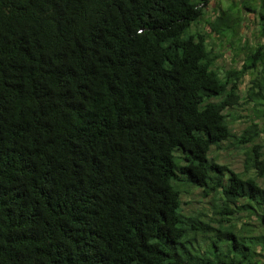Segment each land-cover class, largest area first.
Masks as SVG:
<instances>
[{
  "label": "trees",
  "instance_id": "trees-1",
  "mask_svg": "<svg viewBox=\"0 0 264 264\" xmlns=\"http://www.w3.org/2000/svg\"><path fill=\"white\" fill-rule=\"evenodd\" d=\"M254 1L250 43L233 3L206 22L211 0H0V264H264Z\"/></svg>",
  "mask_w": 264,
  "mask_h": 264
},
{
  "label": "rangeland",
  "instance_id": "rangeland-1",
  "mask_svg": "<svg viewBox=\"0 0 264 264\" xmlns=\"http://www.w3.org/2000/svg\"><path fill=\"white\" fill-rule=\"evenodd\" d=\"M245 0H211L209 5L205 8V18L204 20L206 22H212L214 18L215 11L217 12L219 9L227 8L231 3L237 5L242 15L244 16L245 22L243 25V28L241 30V35L243 36V40H248L250 43L261 41V35H260V20L259 16L256 12H251L243 8V3ZM254 3L257 5L258 0H255ZM258 10V7L255 8ZM192 30H197L202 34L207 35L208 33V27L206 25H203L202 23L192 25ZM207 41L210 45H212L216 51H219L223 53V57L219 59L216 62V67L218 70L223 71L229 67H240L241 61L237 58H234L230 48H229V38L228 37H221L216 38L214 35H207ZM243 44V42H242ZM249 86V77L246 76L243 79V82L240 86V90L242 91L243 95L245 93V90ZM251 104V103H249ZM250 105L237 108L236 110L231 111L233 114V129L234 132L239 135L242 128L246 126V121L248 120V117H252L251 115V109L249 107ZM258 122V121H257ZM261 126H264V121H261ZM260 143L263 145L262 151L264 152V132L261 135ZM219 160L221 163L228 165V167L234 171H241L242 170V154L239 150H232V151H222L219 154ZM263 182V181H262ZM182 201L185 203L184 208L189 211H203L205 212L206 206L203 203L198 202L199 198L195 195L190 196H183ZM242 221V220H241ZM238 222V227L240 226V222Z\"/></svg>",
  "mask_w": 264,
  "mask_h": 264
}]
</instances>
